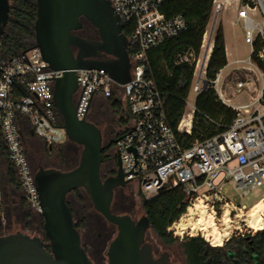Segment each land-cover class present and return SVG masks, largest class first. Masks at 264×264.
<instances>
[{
    "label": "built area",
    "instance_id": "2783aa9c",
    "mask_svg": "<svg viewBox=\"0 0 264 264\" xmlns=\"http://www.w3.org/2000/svg\"><path fill=\"white\" fill-rule=\"evenodd\" d=\"M110 1L123 24L132 23L127 45L131 79L120 84L104 69H77L79 86L74 102L78 118L89 120L97 101L121 100L132 115L121 126L122 134L115 143L125 179L135 183L147 198L166 186L184 185L188 209L197 200L211 205L216 215L217 208H222L219 219L224 223L228 210L230 237L246 232L254 235L258 230L248 222L249 208L237 204L226 186L232 184L244 192L264 186V0H213L212 15L216 16L235 3L237 15L244 21L251 56L248 63L240 60L241 64L227 73L224 67L210 80L206 60L194 62L192 90L200 94L213 89L220 101L236 111V117L225 131L189 147L177 139L166 120L162 94L146 77L148 51L185 31L186 18L182 14L167 16L163 6L168 0ZM258 13L262 15L260 21L254 19ZM62 75L63 70L52 69L36 46L11 58H0V140L18 174L26 206L38 215L43 208L28 155L27 133L48 147L69 141L55 104L54 85ZM244 89L250 92L248 102L234 101L228 95ZM258 201L264 204V196ZM260 215V230H264V206ZM180 224L173 222L168 231L183 238L184 234H177Z\"/></svg>",
    "mask_w": 264,
    "mask_h": 264
},
{
    "label": "water",
    "instance_id": "95a60500",
    "mask_svg": "<svg viewBox=\"0 0 264 264\" xmlns=\"http://www.w3.org/2000/svg\"><path fill=\"white\" fill-rule=\"evenodd\" d=\"M9 16L10 0H0V35ZM82 18L98 30L99 39L74 33L82 28ZM123 28L110 0H37L35 46L52 69L63 70L54 85L55 104L69 141L83 148L73 169L40 167L35 174L47 243L42 236L23 231L1 235L0 264H96L68 202L69 193L77 188H84L95 209L117 227L107 251L109 264H168L169 252L155 256L153 244L146 239L151 229L146 215L136 220L129 213L113 212L115 187L130 181L125 179L120 156L116 176L103 179L102 152L108 145L103 144L102 131L94 122L78 118L74 102L77 69H104L120 84L131 79L129 39Z\"/></svg>",
    "mask_w": 264,
    "mask_h": 264
},
{
    "label": "trees",
    "instance_id": "16d2710c",
    "mask_svg": "<svg viewBox=\"0 0 264 264\" xmlns=\"http://www.w3.org/2000/svg\"><path fill=\"white\" fill-rule=\"evenodd\" d=\"M12 3L10 23L0 38V58H11L36 45L37 0H12ZM163 10L169 17L182 14L188 22V28L148 51L146 77L152 79L161 92L166 120L177 139L184 147H189L197 140L201 141L225 131L235 119L236 111L220 101L213 89H208L198 94L196 98L191 133L179 130V125L187 111V99L192 89L194 73L193 65L187 62L177 63L175 54L180 48L189 47L193 49L197 58L200 56L204 36L212 17L213 0H168ZM123 31L127 37H131L132 23L125 24ZM227 64L225 32L223 24H220L215 33L214 46L207 64V78L214 79L219 70ZM108 100L122 113L121 124H127L132 117L128 106L126 107L119 99ZM89 120L97 123L91 115ZM29 138H35L31 132L27 133V147ZM0 148L2 192L0 208L8 206L14 212L15 203L19 208L26 206L25 195L18 174L8 161L2 143ZM45 149L48 151L50 147L45 145ZM6 193L9 195L7 199ZM139 193L151 229L166 244L180 242L188 264H264V230L254 235H235L223 245H213L200 234L185 235L180 238L169 232L168 227L177 221L190 205L184 185L166 186L151 198H147L140 188ZM115 206L114 201L113 212L128 213L116 210ZM27 215L29 216L28 213H24L25 217ZM39 221L44 229L42 215H39ZM4 234L5 231L0 227V236ZM44 241L47 243V238Z\"/></svg>",
    "mask_w": 264,
    "mask_h": 264
},
{
    "label": "rangeland",
    "instance_id": "374dc122",
    "mask_svg": "<svg viewBox=\"0 0 264 264\" xmlns=\"http://www.w3.org/2000/svg\"><path fill=\"white\" fill-rule=\"evenodd\" d=\"M254 19L256 21H260L262 19L261 13L256 14L254 16ZM84 23H86L85 28L83 30L84 32L86 31V29H89L90 35H98V30L90 22L84 21ZM88 24L92 25L91 29L90 27H86ZM220 24H223L226 40L230 48V62L229 65L225 67V72L227 73L241 64L238 61L245 60L247 63L250 61L251 45L246 40V29L244 21L238 17L236 12V5L235 3H233L231 5H227V7L222 10V12H220L217 16L216 13H213L210 23L208 25L209 31L208 34H206V37H204V46L202 47L201 54L198 60L200 59L201 62L204 61V56L207 52V43L209 41V38L214 40L216 30ZM228 95L234 101L240 99L243 102H248L250 99V92L248 89H244L243 91L238 92L236 95H231L230 93H228ZM197 96L198 93L191 89L189 97L187 99L188 105L186 113L193 114V108L195 107ZM91 116L93 120L101 124V126L105 124H114L115 127L118 129V123H121L120 120L122 113L118 111L117 107H115L110 100L102 99L100 101H97L93 105ZM58 146L60 147L58 150L56 149V151H54V158L47 161L46 164L51 167L54 166L56 168H60L62 170L70 169V165H68L66 160H64L65 158L61 160L60 158L56 157L59 151H61L62 155H67L70 149V144L68 143V140L66 139ZM28 148L36 153H42L43 148L45 149V146L44 144L39 143L36 138H29ZM82 148L83 147L78 148L77 159L75 163H73V167H75L79 163ZM38 169L39 168H37V170ZM226 189L228 195L237 204L245 205L247 208L251 207L260 198L264 196V186H255L250 190L248 189L247 192H244L243 189L236 190L234 189L232 184H228L226 186ZM124 194L127 200L122 205L116 204V210L120 212L127 211L129 214L132 215L133 218H135L136 220H140L145 215V212L142 207L139 187L135 183H132L127 186L124 191ZM8 197L9 195L8 193H6V199ZM74 198H77L79 200H76ZM68 200L70 205L72 204L71 208L73 211L74 221L75 224L77 223L76 226L81 232L82 242L87 248L94 262L96 264H109L107 251L110 242L117 234V227L112 223L108 222L95 209L90 195L84 188L80 189L76 193L71 192L68 196ZM194 202L197 203L198 200ZM16 204L17 203H15L14 205V212H12L8 206H2L1 208L2 214L0 218V227L5 231V234L23 231L31 235L42 236V238L45 239L46 236L44 233V229L42 228V225L39 221V215L32 210L29 211L28 206H25L24 208H19ZM208 210L210 212H213L211 205L208 206ZM217 211L218 215L214 213L215 221L220 231L223 232L227 227V224L230 226V222L224 223L222 220L219 219L220 213L222 212V208H217ZM24 213H28L29 216L27 215V217H25ZM187 213H189L188 208L187 211L177 221L182 224H197L198 220L200 219V215L195 212V214ZM235 225H239V223L236 222ZM197 233L202 235L201 232L189 231L184 233V236L198 235ZM233 236L235 235H232L231 237ZM146 239L153 244L155 256L159 257L162 253L166 251L169 252L170 260L168 264H188L180 242H176L170 245L166 244L155 234L152 229L148 230Z\"/></svg>",
    "mask_w": 264,
    "mask_h": 264
},
{
    "label": "flooded vegetation",
    "instance_id": "af4514ba",
    "mask_svg": "<svg viewBox=\"0 0 264 264\" xmlns=\"http://www.w3.org/2000/svg\"><path fill=\"white\" fill-rule=\"evenodd\" d=\"M12 6H13V3H12V0H10V16H9L7 25H8V23H10ZM82 21H83L82 28L74 31V33L77 35H80L82 37L89 38V39H99V34L98 35L96 34L95 36L90 35L89 29H86L85 32L83 31L86 23H84L85 20L83 18H82ZM6 26L4 27L3 33L0 35V38L3 36V34L5 32ZM91 26H92L91 24H88L86 27L87 28L90 27V29H91ZM72 49L75 53L78 52V48L76 46H72ZM96 124L102 131L103 144L108 145L102 152L103 157H104L103 162H102V166H101L102 177H103V179H107L109 177H115L117 174V171L119 169V153L116 149L115 143H116V140L122 134V132H121L122 124L118 123V126H119L118 129L115 127L114 124H105L102 126L98 122ZM34 137L39 141V143L44 144V146H45V143L41 139H39L36 136H34ZM68 142H71V141H68ZM71 143H73V144H70V149H69V152L67 153V155H62L61 151H59V153H57L56 157L60 158L61 160H63L65 158L64 160H66L68 165H70L69 168L73 169L74 168L73 163H75V161L77 159L78 148L82 147V145H79L75 142H71ZM59 147L60 146L50 147V150H48V151L43 148L42 153H36L33 150L28 148L29 159H30L32 168L35 171V173L37 172V168H40V167L56 168L54 166H52V167L49 166L48 164H46V162L54 158V151H56V149L58 150ZM70 169H66V170H70ZM130 184H132V182H129L125 186L115 187L113 202L115 201L116 204L122 205L127 200V198L124 194V191L127 188V186ZM80 189H82V188H77V189L73 190L72 192L76 193ZM74 199L79 200L77 198H74ZM113 202H112V204H113ZM70 206L72 207V204ZM1 214H2V212H1V208H0V218H1Z\"/></svg>",
    "mask_w": 264,
    "mask_h": 264
},
{
    "label": "bare ground",
    "instance_id": "6f19581e",
    "mask_svg": "<svg viewBox=\"0 0 264 264\" xmlns=\"http://www.w3.org/2000/svg\"><path fill=\"white\" fill-rule=\"evenodd\" d=\"M208 44L209 43H207V51H208ZM186 119L187 117L183 118L181 122V127H184L187 125ZM263 206L264 204L262 201H257L255 204L249 207L248 214L246 215V217H248V222L252 226L256 227L258 231H260L262 227V218H261L260 213L263 209ZM194 212L200 215V219L198 220V223L197 222H196L197 224L195 223L182 224L181 223L178 226L177 234L182 235L189 231L203 232L213 245H223L225 243V240L228 237H230V233H231L230 226L227 224V227L225 228V230L223 232L220 231L215 221L214 212H210L208 210V206L204 204L202 201H198L197 203H195V205L190 206L189 213H194ZM228 214H229V211L227 210L225 212V219H224L226 223L229 222Z\"/></svg>",
    "mask_w": 264,
    "mask_h": 264
},
{
    "label": "crops",
    "instance_id": "0c3cea01",
    "mask_svg": "<svg viewBox=\"0 0 264 264\" xmlns=\"http://www.w3.org/2000/svg\"><path fill=\"white\" fill-rule=\"evenodd\" d=\"M205 37H206V35H205ZM211 37H212V34H211ZM225 40H226V36H225ZM208 43H209L208 44V51L206 52V54L204 56V60H206L207 64H208V61L210 59V55H211V52H212V49H213V46H214V40L209 38ZM203 46H204V43H203ZM226 50H227V57H228V64H227V66H228L229 62H230V60H229L230 48H229V45L227 43V40H226ZM198 58L196 57L193 49L189 48V47L180 48L179 50H177V52L175 54V60H176L177 63L187 62V63L193 65L194 62L198 60ZM194 111H195V107L193 108V114L185 113L186 116L185 115L183 116V118L187 117V119H186L187 125L184 126V127H181V123H180L179 127H180L181 131H186L188 133H189V131H192L193 120H194ZM0 143H1V140H0ZM0 152H1V148H0Z\"/></svg>",
    "mask_w": 264,
    "mask_h": 264
}]
</instances>
